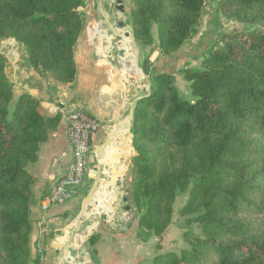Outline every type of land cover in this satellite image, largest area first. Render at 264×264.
Wrapping results in <instances>:
<instances>
[{"label": "trees", "instance_id": "16d2710c", "mask_svg": "<svg viewBox=\"0 0 264 264\" xmlns=\"http://www.w3.org/2000/svg\"><path fill=\"white\" fill-rule=\"evenodd\" d=\"M86 2L0 0V40L15 38L27 47L32 67L73 84ZM218 5L249 27L224 33L200 68L184 70L194 96L189 100L173 72L155 69L156 51L178 54L197 33L207 0H131L136 40L152 47L143 69L154 83L137 102L133 125L138 236H162L179 193L190 188L181 213H197L202 231H186V246L158 254L154 264H264V0ZM6 61L0 52V264H30L36 176L28 166L39 160L61 117L46 116L29 94L13 103Z\"/></svg>", "mask_w": 264, "mask_h": 264}, {"label": "crops", "instance_id": "0c3cea01", "mask_svg": "<svg viewBox=\"0 0 264 264\" xmlns=\"http://www.w3.org/2000/svg\"><path fill=\"white\" fill-rule=\"evenodd\" d=\"M87 1L90 19L86 17L74 49L77 73L73 84L61 83L50 72L32 67L24 44V52L5 53L14 101L23 94L35 96L46 116L61 117L57 128L41 144L39 160L28 166L36 176L30 264H154L158 254L172 249V240H176L173 236L181 238L184 231L172 222L162 236L151 235L146 240L138 236L139 216L131 185L134 150L130 116L134 101L154 86L152 77L143 71V61L152 47L134 40L129 22L124 20L125 27H118L121 17L111 18L101 0ZM123 4L129 6V1ZM125 11L130 16V8ZM97 14L103 17L101 24L92 20ZM105 31L113 32L108 40L110 47L115 40L122 42L123 56L113 50L104 54V40L100 37L105 36ZM155 33L154 30V46L158 43ZM212 34L206 33L198 45L189 41L176 55L162 56L157 50L155 69L171 71L180 81L185 80L182 69L192 65V58H204L203 51L209 44V49L213 46ZM77 108L99 119L102 127L92 137L87 176L77 195L64 203H50L52 185L74 161L69 116ZM116 170L121 172L120 178L115 175ZM118 179L123 182L121 186L115 185ZM93 188L94 195L86 202ZM121 190L128 198L123 204L114 199V193ZM127 205L131 207L129 212L124 209ZM128 214L130 220L126 221ZM94 221L98 226L92 230ZM83 247L90 252L71 255V249L79 251Z\"/></svg>", "mask_w": 264, "mask_h": 264}, {"label": "rangeland", "instance_id": "374dc122", "mask_svg": "<svg viewBox=\"0 0 264 264\" xmlns=\"http://www.w3.org/2000/svg\"><path fill=\"white\" fill-rule=\"evenodd\" d=\"M124 1L126 2V0H124ZM128 1H129V6H125V10H126V8H130V6H131V0H128ZM219 2H220V0H207V6L205 9L203 21H202L201 25L199 26L197 33L190 40V41H192V43L197 44L199 42V39H201V37H203L206 33L211 31L213 33L211 44L214 47H216L218 45H221V37L224 33L228 32L230 30L244 31L249 27V25L246 23L238 22V21H235L234 19L228 18L226 16V14L224 13V11L222 13V11L218 5ZM87 9L89 10V8L87 6L80 9V11L84 10V12H85V13L83 12V14H85L84 15L85 20H86V17L89 18L88 13H86ZM107 10L111 11L110 12L111 18L120 16L121 21L125 20V21L129 22L130 26H131V32H134L133 27H132L131 22H130L129 12L125 11V14L123 15L124 12L119 11L117 9L116 5L114 7H112L111 9H107ZM96 12H97V9H96ZM130 12H131V8H130ZM102 19H103V17H101L100 14H97L96 16L92 17V20H94V21H101ZM120 20L117 21L118 27H119L118 23L120 22ZM155 32H156L155 33L156 39L158 40V34H157V27L156 26H155ZM110 34H113V32L111 31ZM3 39L4 40H2V39L0 40V52H2L4 55H5V53L9 54L12 51L17 52L18 54L20 53V51L24 52L23 44L21 42L17 41L15 38L6 37ZM209 45L203 51L204 55L207 54V52L209 51ZM26 52H27V47H26ZM204 55H203V57H204ZM5 57H6V55H5ZM6 60L8 61L9 59L6 57ZM202 60L196 61L194 58H192V60H191L192 65H189L188 67L182 69V73L184 75L185 80L181 79V81H180L175 76L177 88H178L181 96L186 98V99L193 100L194 96H193L191 89H190V83L187 81V79L185 77L184 70L189 68V67L200 68L202 66ZM7 61H6V65H7ZM27 61H28V58H27ZM13 103L15 104L16 102L14 101ZM133 125H134V123H133ZM132 134H133V126H132ZM190 191H191V188L188 189L184 193H179L177 200L174 204L173 221L172 222L177 224L179 229L182 228V230L184 232H182L181 238H177L178 237L177 234H176V236H173V237H175L174 239H176V240H172V247H171L172 249L171 250L180 251L182 248H184L186 246V244L188 242L187 238L184 236V233L186 231H190L191 233H194L195 235H198V236L201 235V233H202L201 224L195 220L197 217V213L187 214V215H183L181 213L182 208L185 206V204L187 203V201L190 197ZM171 250H169V251H171Z\"/></svg>", "mask_w": 264, "mask_h": 264}, {"label": "built area", "instance_id": "2783aa9c", "mask_svg": "<svg viewBox=\"0 0 264 264\" xmlns=\"http://www.w3.org/2000/svg\"><path fill=\"white\" fill-rule=\"evenodd\" d=\"M102 123L82 108L74 109L69 116V138L74 150V161L66 172L55 181L50 190V203H64L78 193L87 176V157L93 135Z\"/></svg>", "mask_w": 264, "mask_h": 264}, {"label": "water", "instance_id": "95a60500", "mask_svg": "<svg viewBox=\"0 0 264 264\" xmlns=\"http://www.w3.org/2000/svg\"><path fill=\"white\" fill-rule=\"evenodd\" d=\"M123 2V0H118V3L119 4H121ZM121 10H124V6L123 5H120V7H119ZM118 25H119V27H125V22H123V21H120L119 23H118ZM131 36L134 38V40L136 41V37H135V34H134V32H131ZM110 37H111V34L110 35H107L106 37L104 36V37H100L102 40H104V44H103V49H104V54H109V53H111V51L113 50V51H116L117 52V54H119V55H121V56H123V54H124V51H125V49H124V47H123V44H122V42L121 41H118V40H115L114 42H115V45L113 46V48L112 47H110V45H109V39H110ZM2 40H4V39H2ZM111 55V54H110ZM144 71V70H143ZM145 72V71H144ZM146 74V73H145ZM149 94H151V91H148V93L146 94V95H144V96H140V97H138L135 101H134V103H133V106H134V109H133V112H132V114H131V121H132V124L134 123V120H135V107H136V104H137V102L141 99V98H143V97H145V96H148ZM123 182H122V180H118L117 181V183L115 184L116 186H121V184H122ZM94 192H95V188H93V189H91V191H90V193H89V195H88V197H87V200H86V202L87 201H90L91 199H92V197H93V195H94ZM114 195L116 196V199H117V202H119V203H121V204H123V203H125V202H127V200H128V198L125 196V191H123V190H121V191H117V192H115L114 193ZM125 210L127 211V212H129L130 210H131V207L129 206V205H127L126 207H125ZM130 220V214H128V216L126 217V221H129ZM94 225H93V228H92V230H94L97 226H98V223L96 222V221H94V223H93ZM83 241H85V240H83ZM87 252H90L88 249H86L85 247H83L81 250H79V251H77V250H72L71 249V255L72 256H76L78 253L80 254V255H83V254H85V253H87ZM89 264H94L93 263V261L92 262H90Z\"/></svg>", "mask_w": 264, "mask_h": 264}, {"label": "flooded vegetation", "instance_id": "af4514ba", "mask_svg": "<svg viewBox=\"0 0 264 264\" xmlns=\"http://www.w3.org/2000/svg\"><path fill=\"white\" fill-rule=\"evenodd\" d=\"M102 1V5L104 7L105 10L107 9H111L112 7H114L116 5L117 9L121 12H125V6H124V0L121 4L118 3V0H101ZM120 5H123L124 6V10H121L119 7ZM111 12V11H110ZM111 14V13H110ZM97 23L99 22L100 24L102 22L100 21H96ZM105 35H110V31H105L104 32Z\"/></svg>", "mask_w": 264, "mask_h": 264}, {"label": "bare ground", "instance_id": "6f19581e", "mask_svg": "<svg viewBox=\"0 0 264 264\" xmlns=\"http://www.w3.org/2000/svg\"><path fill=\"white\" fill-rule=\"evenodd\" d=\"M106 36V35H105ZM127 51V50H126ZM129 149H130V147H129ZM115 175L118 177V178H120V176H121V172L119 171V170H116L115 171ZM119 180V179H118ZM117 180V181H118ZM114 199H115V201H117V199H116V196L114 195ZM124 209H125V207H124Z\"/></svg>", "mask_w": 264, "mask_h": 264}]
</instances>
